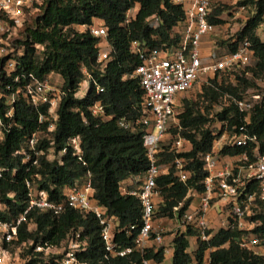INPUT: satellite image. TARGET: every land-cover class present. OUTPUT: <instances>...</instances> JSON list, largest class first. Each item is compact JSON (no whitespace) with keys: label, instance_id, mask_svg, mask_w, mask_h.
<instances>
[{"label":"trees","instance_id":"1","mask_svg":"<svg viewBox=\"0 0 264 264\" xmlns=\"http://www.w3.org/2000/svg\"><path fill=\"white\" fill-rule=\"evenodd\" d=\"M238 4L250 12L243 17L235 36L221 43L226 44L224 52L230 53L236 51L244 39L250 40L253 65L247 71L251 76H247L246 71L238 73L235 83L219 81L218 76L210 79L199 95L208 102L205 111L200 100L183 98L180 134L190 140L192 149L177 154L171 149L170 142L161 144L157 157L162 173L157 177L155 219H180L190 210L191 193L205 192L204 180L208 171L203 156L211 151L214 140L226 128L232 134L256 137V141L250 140L243 146L225 145L221 155L236 157L246 153L249 158L246 164L255 161L258 155H264V96L255 102L249 122L244 120V113L231 99L216 113V118L209 116L212 106L227 95L242 99L250 89L260 93L263 89L260 81L264 78V40L259 30H264V0H239ZM135 6L138 11L129 19L128 13ZM223 7L221 3L215 4L209 20L225 27L227 20L222 16L226 11ZM27 11L37 16L30 24L26 20L20 28H23L24 36L16 40L19 46L15 50V69L8 74L4 68L7 57L0 60V116L9 125L0 141V166L4 168L0 178V203L5 205L4 210L0 209V218L16 222L24 212L29 201L27 179H35L50 199L65 203L68 189L82 184L90 172L93 198L106 209V215L114 216L118 221L115 242L121 248L133 247L131 253L125 256L108 254L96 214L67 205L60 214L32 209L20 226L15 243L19 245V240H31L34 245L59 246L78 231L87 241L86 249L78 256L87 264H144L146 259L155 264L163 262L165 246L135 247L143 225V207L139 197L122 192L127 180L139 182L138 177L150 166L143 143L145 128L139 122L143 115L144 90L140 79L134 76L141 59L132 51L131 43L136 40L148 50L179 46L182 39L179 29L186 18L184 7L173 0H42ZM154 17L158 18L156 27ZM96 23L104 25L108 31L111 57L106 66L98 60L102 39L85 27ZM76 26L83 29H76ZM18 49L22 50L21 54ZM29 73L41 79L56 74L62 79L65 94L53 129H49L52 121L49 105L41 104L35 108L22 95L21 89L30 81ZM88 74L104 87L103 92H96ZM18 76L19 80H16ZM84 81L88 83L87 92L78 96ZM12 94L17 96L14 114L7 117V100ZM97 101L105 105L106 114L112 118L92 114L90 108ZM41 115L45 116L42 122L39 120ZM215 119L222 122L217 135L210 128ZM121 121L130 123L129 127L121 126ZM35 133L36 148L44 152L38 157L37 165L32 163L36 156L30 148V139ZM74 138L79 140L80 154H74L69 145ZM65 147H68L67 152L61 154ZM50 150L55 158L48 159ZM30 153L31 160H27ZM177 156L186 161L187 181H181L176 174L173 162ZM246 191L255 192L258 201L263 203V210L250 219L251 223H257L250 231L234 226L232 217H229L228 227L216 231L210 228L208 233L213 234L208 240H202L196 228H179L172 241L174 255L169 264H205L208 253L210 264H264V250L259 249H264V199L259 198L260 182L251 181ZM177 206L179 208L175 210ZM31 224L36 225L34 230H30ZM248 233L259 238L258 249L241 246L242 238ZM192 237L197 238V248L190 252ZM32 251L33 246L25 250L26 253ZM38 260L32 257L27 264H36Z\"/></svg>","mask_w":264,"mask_h":264},{"label":"built area","instance_id":"2","mask_svg":"<svg viewBox=\"0 0 264 264\" xmlns=\"http://www.w3.org/2000/svg\"><path fill=\"white\" fill-rule=\"evenodd\" d=\"M175 3L184 7L186 18L179 29L182 39L179 46L163 49L148 50L138 41L131 43L132 51L137 53L141 59L140 65L134 71V76L140 79L144 90L143 115L139 122L144 126L143 143L147 150L150 160V166L146 173L138 177L140 185L125 193L135 195L140 198L143 207V225L136 238V248L143 249L148 246L149 241L154 240L157 245H162V233L156 231L155 209L157 207V177L162 173V166L158 164V153L161 150V144L170 142L171 149L178 153L186 152L192 149V143L180 134L182 129L180 116L184 112L183 98L184 94L193 89L196 83L201 81L208 82L216 75L238 65L252 64L253 49L248 38L244 39L237 50L220 55H210L208 58L203 56L202 42L204 37L223 28L210 22L209 16L213 10L215 0H173ZM42 0H0V35L8 34L7 39L12 33L19 30L28 18V9H32L36 3ZM245 10V6H241ZM154 26L158 24V18L154 17ZM92 35L101 38V47L99 51V62L106 66L111 57V48L107 42V28L102 24H92L85 26ZM0 60L7 57L4 68L10 74L16 67L15 50L8 48L9 43L5 42L0 36ZM19 54L22 50L18 49ZM207 58V59H206ZM48 75L41 79L34 73H29L30 81L21 89L22 95L27 102L38 108L41 104L49 105V116L52 121L49 129L55 127V121L58 119V110L65 94L62 87L51 83ZM89 79L93 81L96 92L101 93L104 87L98 81L88 74ZM19 80V76L16 77ZM87 82V81H86ZM82 85V84H81ZM88 85V83H87ZM260 85L263 88L261 93L254 90L248 93L242 99H236L229 95V99L234 101L239 110L244 113V120L250 121V114L257 100L264 96V78ZM88 86L81 88L77 93L82 96L87 92ZM17 99L16 94L8 97L7 104L9 109L6 112L7 117L14 114V104ZM91 112L96 117L112 118L106 114L105 105L97 101L91 106ZM45 119L41 115L39 120ZM121 126L129 127L130 123L121 121ZM9 125L5 123L0 116V141L4 138ZM175 130V132H174ZM216 135L218 131L214 132ZM230 136L226 132L216 137L210 152L203 156L205 169L208 176L204 180L206 187L202 194L201 203L194 210H188L179 219H176L179 226L186 228L188 226L196 228L202 240H208L213 233H208L211 228L209 225L208 213L212 206V200L215 193L223 201L227 209V217L223 220L222 227H228L231 223L229 217H232L234 226L241 230L250 231L246 215L249 214V205L257 199V194L246 191L247 185L253 181L260 182V199H264V155H258L253 162L249 160L246 153L231 157L220 154L225 145H246L248 141H256V137L245 133H237ZM36 133L30 139V148L36 156L32 161L33 165L38 164V157L44 153L43 150L36 148ZM70 146L74 149V154H80L81 147L78 138L72 139ZM68 147L62 149L61 154L67 152ZM31 153L26 156L31 160ZM54 152H48V159L55 158ZM79 159L82 156L79 155ZM224 159L229 160L223 161ZM237 162L242 164L237 165ZM174 167L178 178L181 181H187L189 170L183 157H175ZM244 172V174H243ZM4 168L0 166V178L3 177ZM246 175L245 179L241 175ZM39 178V174H36ZM26 185L29 190V201L26 209L19 215L16 222L6 221L0 218V264H27L32 257L39 258L36 264H87L79 259L78 253L86 249L87 241L81 238V233L76 232L69 236L61 245L36 244L33 241L18 240L20 226L27 220L28 213L35 208L52 211L60 214L64 211L66 205L82 212H93L99 219L102 226V238L106 244L107 253L112 256H125L133 251V247L121 248L114 240L115 228L118 221L114 216L106 215V209L101 206L94 198V188L91 180V173L88 172L86 179L80 185H74L68 189L66 201L56 202L48 197L44 189H40L35 179H27ZM5 205L0 203V209L4 210ZM179 206L175 207L177 210ZM257 224L256 222H252ZM32 230V224L30 225ZM260 240L252 233H248L241 241V246L245 248H257ZM33 246L31 253L25 250ZM40 253V254H39ZM167 253V249H165ZM54 258V259H53ZM144 264H155L151 260H144ZM205 264H210V260Z\"/></svg>","mask_w":264,"mask_h":264},{"label":"rangeland","instance_id":"3","mask_svg":"<svg viewBox=\"0 0 264 264\" xmlns=\"http://www.w3.org/2000/svg\"><path fill=\"white\" fill-rule=\"evenodd\" d=\"M218 3H221V6L223 5L224 9L226 10L222 16L227 20L226 24L224 25L225 27L218 29L217 31H214L213 33L210 34V36H208V42L209 44V48L211 49V54L213 55H220L224 52V48L226 47V44H222V41H230L235 35V33L237 32L239 26L242 24V20H243V16L245 17V15H248L250 12V9L246 8L245 10H243V16H238L236 14V12L238 11V1L239 0H218ZM237 1V2H236ZM242 1V0H241ZM218 3H214L218 4ZM138 11V6H135L133 9H131L128 13V17L129 19L134 17L136 15ZM245 14V15H244ZM37 16V14H33V12H28V18H27V23L30 24L32 23L33 19ZM75 28V27H74ZM76 29H83L81 27L76 26ZM23 28L19 29L17 31H15L14 33H12V35L10 36L9 39H7V35L8 34H4V35H0L3 40L5 42H8L10 46H8V48H13L16 49L19 45L17 43L16 40L21 39L24 35H23ZM259 34L262 36V38L264 39V30L263 28H261V30H259ZM2 44V42H0V45ZM208 58V57H207ZM206 58V59H207ZM253 65L252 64H248V65H236L231 69H228L216 76H218L219 81H222L223 79L227 81V83H235L236 82V75L242 74L243 71H246V75L247 76H251L250 72L247 71V69L249 67H251ZM215 76V77H216ZM51 83H53L54 85H57L58 87L62 86V79L60 78V76L54 74L51 78ZM208 83H210V81L205 82V81H201L199 83H196L193 87V89H191L188 93L184 94V98H190V99H194V100H200L201 104H202V110L205 111V105L208 104V102L204 101V99L201 97L200 98V94L202 93V87L203 85H207ZM87 87V82L84 81L81 85V88L84 89ZM252 90H256V89H250L249 91ZM228 97H224L221 99V102L219 104H214L212 106V108L210 109V117L212 118H216V113L219 112L222 107L225 104H228L229 100ZM216 122H213V124H210V128L214 129L215 131H217L218 129L222 128V122H220L219 120H214ZM224 132L227 133V135H229L231 138L232 132L230 131V129L226 128L224 130ZM223 132V133H224ZM237 165L242 164V162H237ZM244 174V172H243ZM241 175L242 179L246 178V175ZM134 185L137 187L138 185H140V182L134 181ZM263 203L258 201V198L255 201H252V203L249 205V214L246 215V219L247 221L250 223V219L252 216L256 215L257 213L261 212L263 210ZM225 206H224V210H225ZM255 226V224L250 223L248 225V228H253ZM36 228L35 224H32V230H34ZM246 231V230H244ZM170 233L169 231H167L165 234Z\"/></svg>","mask_w":264,"mask_h":264},{"label":"crops","instance_id":"4","mask_svg":"<svg viewBox=\"0 0 264 264\" xmlns=\"http://www.w3.org/2000/svg\"><path fill=\"white\" fill-rule=\"evenodd\" d=\"M243 9L241 7L238 8V11L236 14L238 16H243ZM245 15V14H244ZM244 17V16H243ZM263 39V38H262ZM264 40V39H263ZM209 42H208V36L204 37L203 42H202V53L203 56L209 57L212 55L211 49L209 48ZM223 161L229 162V160L224 159ZM136 186L134 185L133 180H127L124 183V186L122 187V192L125 193L129 189H133ZM193 195V201L190 206V210H194L196 207H198L201 203L202 199V194L193 192L191 193ZM212 200V206L211 209L208 213V219H209V225L211 229H214L215 231L218 230L220 227H222L223 220L226 219L227 217V209L224 210V203L221 201L217 193L214 194ZM155 225H156V231H159L162 233L163 236V241L162 245L165 246L167 249V253H165V259L161 263H156V264H169L171 263L174 255V249L172 246V241L174 238V235L176 231H178L179 228H182L179 226L176 218L175 219H169V218H157L155 219ZM167 231L170 233L165 234ZM157 245L154 240L149 241L148 246H153ZM159 246V245H158ZM197 248V238L192 237L191 238V245L189 248L190 252H193ZM261 251L264 249L259 248ZM264 253V251H263ZM206 261L210 260V254L208 253L206 258Z\"/></svg>","mask_w":264,"mask_h":264}]
</instances>
